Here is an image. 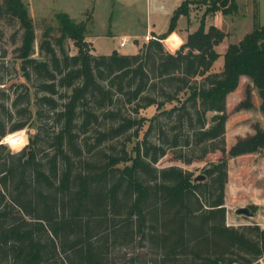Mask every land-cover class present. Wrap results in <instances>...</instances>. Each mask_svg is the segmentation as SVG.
Returning <instances> with one entry per match:
<instances>
[{
    "label": "trees",
    "instance_id": "obj_1",
    "mask_svg": "<svg viewBox=\"0 0 264 264\" xmlns=\"http://www.w3.org/2000/svg\"><path fill=\"white\" fill-rule=\"evenodd\" d=\"M200 3L209 5L200 26L179 49L168 50L163 39L181 16H190L191 4ZM217 12L234 14L238 4L184 0L165 34L143 44L136 40L137 53L93 54L87 21L56 12L57 26L47 25L37 46L26 2L0 0V19L17 20L23 30L15 62L9 63L8 50L0 46V256L5 264H109L105 250L120 233L140 237L151 264H263L264 228L227 225L225 192L229 156L264 155L259 124L230 149L226 142L228 97L242 77L252 85L236 109L253 108L256 89L264 113V25L229 44L223 70L211 72L221 56L215 46L227 36L215 25L206 29L207 16ZM3 35L0 29V41ZM68 40L75 42L77 54L68 52ZM123 100L132 114L113 108ZM151 106L155 114H142ZM101 108L104 121L119 120L103 132L94 127L103 123ZM33 122L47 132L55 126L54 153L42 160L35 147L40 134L28 152L30 144L13 152L3 142L15 135L7 143L21 149L23 131H16ZM128 133L137 137L131 165L117 166L129 159L126 149L98 158L101 141ZM204 141L223 156L202 169L203 180L195 181L193 171L177 165L157 166L171 149ZM105 223L112 232L99 234ZM144 256L135 250L131 261L147 264Z\"/></svg>",
    "mask_w": 264,
    "mask_h": 264
},
{
    "label": "rangeland",
    "instance_id": "obj_2",
    "mask_svg": "<svg viewBox=\"0 0 264 264\" xmlns=\"http://www.w3.org/2000/svg\"><path fill=\"white\" fill-rule=\"evenodd\" d=\"M24 1L28 5L30 15L35 22L37 46L45 27L47 25L57 26L55 13L62 11L63 9H68L71 12L72 17H75L76 20L80 21L84 17L83 20L87 21L88 32L86 40L89 42L90 52L93 54H109L114 50H118L123 54H135L138 51L135 38L136 34L140 35V44L147 42L152 36H154L153 33L150 34V28L147 25L148 18L152 13L151 5L148 0H98L96 4H92L90 0H57L56 2L52 0ZM236 2L238 4V12L234 14L225 15L221 12H217L213 15L209 14L207 16L206 29L211 25H215L227 33L223 42L215 46L221 56L214 63L211 72H220L223 70V55L229 44L239 42L244 35L253 30L254 27L264 25V0H236ZM94 6L95 11L93 10ZM208 6L209 5L206 3L191 4L190 16H184L179 28H176L175 30L177 34L179 33L178 35L182 37L184 43L187 40L188 35L191 32H194L195 29L197 30L200 26L201 18ZM168 23L169 19L166 15L159 17L157 31H163L168 26ZM0 29L4 31L0 46L5 47L8 50L7 60L12 64L15 62V50L16 46L21 42L23 30L17 20L8 19H0ZM173 33L174 32L170 35ZM144 35H149V38H145ZM157 36H162V34H158ZM175 37L176 36L173 38ZM124 40L128 42L124 46H121V42ZM163 42H165V40H163ZM176 42L178 43L179 41L177 40ZM66 46L70 54L74 55L78 53V48L73 40H68ZM36 56L40 57V54L37 52ZM10 74V76H14V69H10ZM248 85L247 79L242 78L241 87L238 89V93L237 91L234 92V94L230 96V99H233L235 102L236 100H239V97H235V94L243 95L244 99ZM255 91L259 94L257 90ZM258 96L260 97V95ZM121 105L122 106L113 108L117 109L118 107H122L123 114H132L133 111L130 109V104L127 101L123 100ZM102 112V108L97 110V113L99 114ZM141 112L142 114L145 113L148 116H152L157 112V109L156 106H151ZM100 116L102 115L100 114ZM208 116H211V113H209ZM250 117L251 120L259 118L257 123L264 128V115L259 117V112L254 109V111L251 112ZM102 118L103 116L100 117V119ZM246 119L247 117L245 116L243 119L237 117V114L232 116V124L229 128V142L226 141L227 149H230L232 147V142L235 141L233 136H235V131L238 125H245L244 132L241 133V136H247V133L251 132L253 127L255 128V121L250 122ZM80 120V117H78L77 122L79 123ZM118 121L117 118H109L105 119V121L102 119L100 122L103 123L95 124L94 127L103 132L108 126L115 124ZM50 126L51 127L47 132L38 129L36 123L33 122L31 126L16 131H23L19 134L20 139H24L25 143L21 149L17 150L7 143L12 141L10 139H15V135H11L5 140L3 139V142L8 144L13 152H19L26 149V146L30 144L27 147L28 149H26V152H28L31 148L32 143H30V141L33 136L35 134H40L38 144H36L35 147L37 148L39 160H42L46 153L52 155L55 150L52 145L53 130L55 126L54 124H51ZM136 140L137 137H133L130 133L116 137L110 136L101 141L95 150L100 151V155H97L98 158L106 160L108 154L121 155L123 154V150L126 149L130 155L129 159L120 162L117 165L123 168L126 165L132 164L135 155L133 147ZM222 156L223 153L220 150L215 149L210 141H204L201 144L193 145L191 147L171 149L167 155L160 159L157 166L167 167L177 165L193 171L194 175L198 176L202 173V169L205 166L212 161L219 160ZM228 173L229 177L225 192V206L227 208L226 224L234 227H239L244 224H259L264 228V155L262 153H252L233 157L229 156ZM59 180L60 178L55 179L56 185L59 184ZM110 183L111 178L107 181V186H109ZM50 190H52V188ZM240 207H249L254 215L247 216L244 214H237L236 210ZM68 211L69 210L67 209V212ZM118 220H122L121 216L116 218V222H120ZM112 228L113 226L110 223H105L103 226L98 227V231L99 234L105 235L111 233ZM111 240L112 241L108 242V249L105 250L108 254L107 258L109 264H145L144 262L136 263V261H131L135 250L144 252L145 256L142 259H147V264H149L151 255L147 253L145 243H140V237H131L129 233L127 236L124 233H120L115 240L112 238ZM5 262V259L0 256V264H5ZM262 263L264 264V260H262Z\"/></svg>",
    "mask_w": 264,
    "mask_h": 264
},
{
    "label": "crops",
    "instance_id": "obj_3",
    "mask_svg": "<svg viewBox=\"0 0 264 264\" xmlns=\"http://www.w3.org/2000/svg\"><path fill=\"white\" fill-rule=\"evenodd\" d=\"M52 1L56 2L57 0H52ZM97 1L98 0H90V2L92 4H96ZM148 1L150 2L151 11H152L150 17L148 18V22H147V25L150 28V34L151 33H153V35L163 34L169 28L170 19H171V16H172L173 12L176 10V8H178V6L184 0H148ZM67 4H68V2H67ZM68 8H69V5H68ZM93 10L95 11V6L93 7ZM62 11L67 12V13H69L72 16L71 12L68 9H63ZM164 15H166L167 18L169 19L168 26L163 31H157V28L159 26V17L164 16ZM183 17L184 16L180 17V19L178 21L177 28H179L181 20L183 19ZM73 18H75V17H73ZM83 19H84V17L80 21H84ZM125 36H128V35H125ZM144 36H145V38H149V35H144ZM174 36H177V32L176 31H174V33L172 34V36L169 39V41L173 40ZM152 37H154V36H152ZM135 38H136V40L141 41L139 34H136ZM183 43H184V40H183ZM215 49H216V47H215ZM242 78L247 79V84H251L252 85V82H251V80L249 78H247V77H242ZM241 82H242V79L240 81V84H239L238 88L234 92L237 91V93H238V89H240V87H241ZM255 90L256 89L252 90V97H253V104H254L253 108H251V109L242 108V109H239L240 111L237 110L236 108H237L238 104L243 100V95L241 96V94H237V95L235 94V97H239V100H236V102H235L233 99L232 100L230 99V96L232 94H234V92L229 94L228 104H227L229 118H228L227 123H226V135H227L226 136V141L227 142H229V133H230L229 132V128H230V126L232 124V122H231L232 121L231 120L232 116L237 114V117H239L241 119H243V117L245 116V117H247L246 120H249L250 122H254L255 121V123L258 124L257 122H258L259 118L258 119L256 118V120H251V117H250L251 112L254 111V109H256L259 112V117L264 115V113L261 112V110H260V105H261L262 99H261V97L258 96L259 94H257ZM244 127H245L244 124H240V125L237 126L236 131H235V136H233L235 141L232 142V146L237 142L239 137H245V136H241V133L244 132ZM254 133H255V128L253 127L252 131L247 133V136L251 135V134H254ZM250 154H252V153H250Z\"/></svg>",
    "mask_w": 264,
    "mask_h": 264
},
{
    "label": "built area",
    "instance_id": "obj_4",
    "mask_svg": "<svg viewBox=\"0 0 264 264\" xmlns=\"http://www.w3.org/2000/svg\"><path fill=\"white\" fill-rule=\"evenodd\" d=\"M172 35H170L169 37H167L165 40L164 44L166 46V48L172 52L176 51L177 49H179L181 47V45L183 44V40L182 38L177 34V36L175 38H173V40L169 41V39L171 38ZM179 41L178 43L176 41ZM128 41H122L121 42V46H124Z\"/></svg>",
    "mask_w": 264,
    "mask_h": 264
},
{
    "label": "water",
    "instance_id": "obj_5",
    "mask_svg": "<svg viewBox=\"0 0 264 264\" xmlns=\"http://www.w3.org/2000/svg\"><path fill=\"white\" fill-rule=\"evenodd\" d=\"M205 178L204 175L199 174L197 177H195V181L203 180ZM237 214H244L247 216H253L254 213L251 211L249 207H240L236 210Z\"/></svg>",
    "mask_w": 264,
    "mask_h": 264
}]
</instances>
